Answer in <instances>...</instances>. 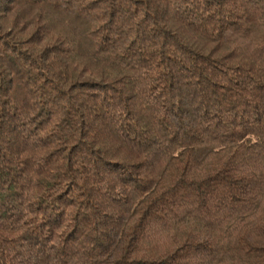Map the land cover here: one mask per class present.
Masks as SVG:
<instances>
[{
    "label": "trees",
    "instance_id": "1",
    "mask_svg": "<svg viewBox=\"0 0 264 264\" xmlns=\"http://www.w3.org/2000/svg\"><path fill=\"white\" fill-rule=\"evenodd\" d=\"M0 264H264V0H0Z\"/></svg>",
    "mask_w": 264,
    "mask_h": 264
}]
</instances>
